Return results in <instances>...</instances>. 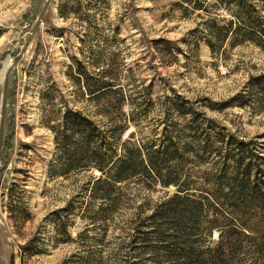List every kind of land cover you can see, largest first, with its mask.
Returning <instances> with one entry per match:
<instances>
[{
  "label": "rangeland",
  "instance_id": "1",
  "mask_svg": "<svg viewBox=\"0 0 264 264\" xmlns=\"http://www.w3.org/2000/svg\"><path fill=\"white\" fill-rule=\"evenodd\" d=\"M232 19L220 0H0V264H157L142 250L143 223L173 187L150 192L131 180L117 186L112 205L89 195L97 173L50 175L58 156L51 128L62 113L73 109L98 122L92 112L120 102L121 93L98 107L86 85L119 87L125 115L138 108L121 143H148L165 127L180 138L221 131L256 144L254 157L264 165V106L251 100L208 108L264 75L259 48L226 46L216 54L206 44L210 22ZM173 95L214 125L168 110L165 97ZM200 163L194 173L216 174ZM199 176L192 181L202 184ZM258 208H236L245 212L241 222L230 210L215 223L203 215L196 248L214 254L223 244L231 264H264V206Z\"/></svg>",
  "mask_w": 264,
  "mask_h": 264
},
{
  "label": "trees",
  "instance_id": "2",
  "mask_svg": "<svg viewBox=\"0 0 264 264\" xmlns=\"http://www.w3.org/2000/svg\"><path fill=\"white\" fill-rule=\"evenodd\" d=\"M220 3L227 6L233 19L223 26L213 22L208 25L206 44L213 53L221 54L226 46L244 44L264 51V0H220ZM192 8L199 10L196 4ZM104 84L108 83L84 87L91 101L98 102V107L99 102L113 99L121 93L119 103L112 106L107 101L91 113L93 117L100 116L101 121L95 122L90 115L66 109L57 127L51 128L58 156L55 166L50 167V175L63 177L70 173H97L87 183L89 195L92 199L111 201L112 205L116 201L117 186L131 180L150 192L157 187H173L175 192L167 195L169 198L146 217V224L143 223L142 250L153 255L157 264L160 257L164 264H231L230 247L223 248L220 244L216 253L206 255L196 248L194 232L203 215L211 214L215 223L217 217H223L230 210L231 216L234 214L233 218L241 222L245 212L236 208L251 205L256 210L264 206V165L254 157L256 144L238 140L221 131L211 135L203 129L200 132L193 130L191 134L194 136L180 138L167 127L148 143L135 144L129 140L121 143L129 125L134 126L137 121L138 108L129 105L125 115L122 105L126 96H122V90ZM253 90L256 94H252ZM244 92L208 108H241L249 106L251 100L264 106V75L251 79ZM165 99L169 103L168 110L171 107L179 117L191 116L190 123L201 118L208 128L214 125L205 113H196L192 104L183 97L173 95ZM120 113L125 115L124 120L119 119ZM211 158L212 162H208L207 159ZM188 161L190 169L184 171L183 163ZM198 163L216 170V174L206 171L194 173L192 169ZM192 176H199L204 182L194 183ZM204 183L206 187H203ZM240 225L245 226L244 223Z\"/></svg>",
  "mask_w": 264,
  "mask_h": 264
}]
</instances>
